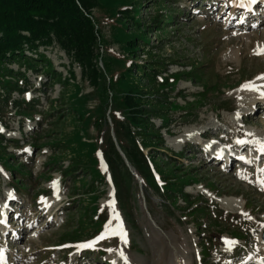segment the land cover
I'll return each instance as SVG.
<instances>
[{"label": "rangeland", "instance_id": "rangeland-1", "mask_svg": "<svg viewBox=\"0 0 264 264\" xmlns=\"http://www.w3.org/2000/svg\"><path fill=\"white\" fill-rule=\"evenodd\" d=\"M194 1L96 0L89 10L102 45L96 47L100 53L95 59L97 69L103 70L100 61L111 64L120 55L145 71L149 64H156V80L170 74L165 81L170 89L164 96L175 106L167 112V135L158 130L163 148L154 149L157 158L149 184L154 182L153 174L161 181L159 171H165L163 179L180 183V193L189 195L183 199L176 193L161 202L152 189L143 192L140 182L125 205L119 206L129 215L123 218L115 204L119 220L112 219L108 207L113 201L111 183L106 177V184L94 183L89 168L100 172L104 167L94 148L97 130L91 125L98 115L94 110L97 100L70 101L73 84L81 87L76 97L90 92L79 78L78 67L69 65L56 45L38 47L37 53L43 54L51 70L60 73V79L67 77L66 69L72 71L73 79L59 98L58 83L47 81L36 62L31 64L35 72L20 67L25 78L17 80L24 90L20 98L37 100L35 112L18 115L9 106L0 107V214L6 216L4 228L9 230L0 235V249L7 254V264H201L200 244L208 250L204 255L208 264H264V244L259 239L264 228V186L255 182L256 178L264 180V173L258 171L264 168V155L257 156L256 151L264 141V112L243 116L246 107L261 100L264 93V79H258L264 76V55L254 54L264 50V9L258 8L259 15L243 21L237 10L231 11L228 1L201 0L211 3L207 10L206 6H194ZM123 5L134 9L137 26L118 14ZM163 19L165 22H160ZM258 21L261 23L253 27ZM128 38L137 45L132 53L123 49ZM196 62L200 66L192 71L193 83L184 73ZM110 67L116 65L112 62ZM8 68L14 70L15 65ZM141 74L133 72L135 82L144 87ZM249 83L255 91L242 88ZM77 108L84 111L80 118L74 111ZM150 122L154 128L159 124L157 118ZM199 131H204L206 138L194 145ZM235 139L250 146L243 145L239 151L232 146ZM217 141H227L229 146H224L232 155L242 153L251 163L222 166L205 161L204 149L210 145L219 148ZM148 149L142 153L149 155L152 150ZM71 161L77 164L66 169L69 175L63 177L60 170ZM54 181H58V193ZM153 186L162 187L160 182ZM228 199L244 201L240 213L222 207V201ZM188 200L191 203L186 205ZM99 220L103 224L97 228ZM110 220L113 227L122 225L126 242L111 235L92 248L78 250L77 245L105 232ZM241 233L244 239L237 236ZM14 234L18 238L11 241Z\"/></svg>", "mask_w": 264, "mask_h": 264}, {"label": "trees", "instance_id": "trees-1", "mask_svg": "<svg viewBox=\"0 0 264 264\" xmlns=\"http://www.w3.org/2000/svg\"><path fill=\"white\" fill-rule=\"evenodd\" d=\"M96 4V0H0V107L9 106L13 113L18 115L33 114L35 112V107L38 105L37 100L30 98L25 101L21 99L20 95L24 91L23 85L17 84L18 79L25 80L24 75L18 71L19 68H30L32 72H35V65H31L35 62L41 72L45 74L47 81L58 83V97L63 96V88L69 80L73 79L72 71L66 69L67 77L60 79V73L51 70L49 62L43 54L36 51L41 46L45 48L56 45L64 56L69 59V65L73 63L78 67L79 78L86 82L90 88L89 93L86 92L83 96L78 95L76 97L81 87L73 84L74 93L71 92L70 101H82L84 103L86 99L91 97L97 100L94 110L98 115L93 117L91 125L92 128L97 130L94 148L102 156L104 167L100 172L92 167L89 168L93 173L94 183H96V180L98 183H105L103 177H106L111 183L113 200L122 217L125 218L129 213L127 211L122 212L119 206L125 205L123 204L125 199L135 191H133V188L137 187V182L128 173V169L125 168L117 154L109 132H111L114 143L122 153L128 166L139 177L142 186L144 185L141 188L143 192L145 188L152 189L161 202L166 201L176 193L180 194L183 199L189 194L180 193V183L175 185L173 180L163 179L165 171H159L162 181L160 182L162 186L160 189H155L153 183L149 184L152 168L155 166L154 161L157 158V153H153L156 152L154 149L157 147L163 148L158 130H164L167 135V130H165L169 121L167 112L169 107L173 108L175 106L170 100L166 101L168 97L164 96L165 92L170 89V83L165 82L170 74L157 77L156 80L154 77L155 69L158 68L156 64H149L145 71L142 66L133 65L127 56L120 55L117 56L115 62L112 61L116 68L111 69L112 62L110 64L108 61H100L103 70L97 69L95 59L100 54L96 51L97 45L100 44L99 30L97 23H95L89 12ZM133 10L131 6L126 7V5H123L118 10V14L127 17L132 24L137 26L136 21H134L136 13ZM164 20L160 22H165ZM158 23L156 22V25L153 24V26L156 27ZM124 43L123 49H126L129 53L137 48V45L133 43V39L128 38ZM99 46L101 48L102 45ZM24 51L30 54L26 56L23 53ZM12 64L15 65L14 70L8 68ZM196 66H200V63L196 62V64L188 66V70L191 71L184 73V78H187V81L190 82L191 80L193 82L191 75ZM134 71L142 73V78L146 84L144 87L138 86L135 82ZM173 82H175V79H173ZM12 93L15 94V98H10ZM108 95H110V98ZM58 105L57 103L56 107ZM48 107L50 110L54 108L50 106V103ZM74 111L77 118H80V113L84 112L79 108L74 109ZM104 112H106L105 117ZM106 117L108 118L107 121ZM156 118L159 124L154 128L150 119ZM75 141L77 142L78 139H75ZM144 149L152 150V152H148L149 155L143 154ZM167 151L171 153L170 155H173V152ZM180 154L175 153L174 155ZM168 160L172 162L170 159ZM76 164V161L69 162L63 171L60 170V174H63V177L64 175L68 176L69 170L66 172V169ZM98 173L101 176H98ZM144 180L149 185L143 184ZM17 185L21 186L20 182ZM88 187L90 189L91 185L89 184ZM143 196L145 202L146 194H143ZM190 203L188 200L186 205ZM102 224V221H97V228ZM200 246L203 258L206 256V250L204 244H200Z\"/></svg>", "mask_w": 264, "mask_h": 264}, {"label": "snow or ice", "instance_id": "snow-or-ice-1", "mask_svg": "<svg viewBox=\"0 0 264 264\" xmlns=\"http://www.w3.org/2000/svg\"><path fill=\"white\" fill-rule=\"evenodd\" d=\"M247 3L254 4V3H256V0H247ZM243 5H244V0H241V5L240 6L243 7ZM254 54L264 55V50H258ZM258 79H264V76L259 77ZM242 88L246 89V90H252V91L256 90L255 87L251 83L243 85ZM261 95L264 96V93H261ZM237 115H239V114H237ZM236 143L240 144V145H244V144L247 143V141L237 140ZM258 151L261 153V155H264V143H260ZM241 159H244V158L241 157ZM246 162L247 163H251V161H246ZM258 171L261 172V173H264V168L258 169ZM259 183L262 186H264V180H260ZM53 184H54L55 191L58 193V191H59L58 181H54ZM108 207L110 209H112V212H113L112 219H115V220L118 221L119 220V214L115 212V201L114 200L110 201L109 204H108ZM248 218L251 219V217H248ZM4 222L5 221L0 220V223H4ZM105 228H106V231L102 232L94 240H92L90 242H87V243H84V244H81V245H77L78 250L82 249V248H92L97 243H99L101 240H105V239L110 238L111 235H119L120 238L122 240H125V242H126V239H125L126 233H124L122 225H117L116 227H113L112 224H111V220H110L108 222V224L105 225ZM226 243L229 244V245H234L236 242L235 241H226ZM121 255H123V253H121ZM2 259H3V255H2V253H0V260H2Z\"/></svg>", "mask_w": 264, "mask_h": 264}, {"label": "bare ground", "instance_id": "bare-ground-1", "mask_svg": "<svg viewBox=\"0 0 264 264\" xmlns=\"http://www.w3.org/2000/svg\"><path fill=\"white\" fill-rule=\"evenodd\" d=\"M230 4V7L232 8L233 11H235V0H227ZM261 4H264V0H258ZM247 16L249 15H245L243 16V18H246ZM246 20V19H244ZM262 107H259V109H261ZM256 113L258 112V107L255 109ZM262 143H264V141H262ZM260 145V144H259ZM219 149H216L215 151L217 152H223V151H218ZM225 154V153H224ZM225 155H223L224 157ZM243 157V156H242ZM242 160H245V159H242ZM226 210H230L231 212L233 213H240V208L242 207V203H241V200H237V199H228V200H225V201H222L221 203ZM225 210V211H226ZM0 217H2V214L0 215Z\"/></svg>", "mask_w": 264, "mask_h": 264}, {"label": "water", "instance_id": "water-1", "mask_svg": "<svg viewBox=\"0 0 264 264\" xmlns=\"http://www.w3.org/2000/svg\"><path fill=\"white\" fill-rule=\"evenodd\" d=\"M109 135H110V137H111V140H112L113 142H115V141L113 140L112 136H111V133H110ZM113 144H114V143H113ZM114 148L116 149L117 154H118L119 157L121 158V160H122L124 166L126 167V169H128L127 171L129 172V174H132V175H133L132 170H131L132 168H129V166L127 165V162L125 161V159H124L122 153L118 150L116 144H114ZM261 233H262V234H260V238H261V241L264 243V230H262Z\"/></svg>", "mask_w": 264, "mask_h": 264}]
</instances>
